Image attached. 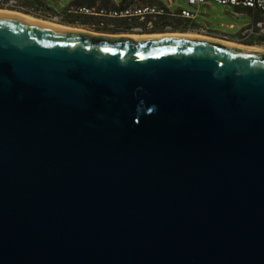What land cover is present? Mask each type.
Here are the masks:
<instances>
[{
	"label": "water",
	"instance_id": "95a60500",
	"mask_svg": "<svg viewBox=\"0 0 264 264\" xmlns=\"http://www.w3.org/2000/svg\"><path fill=\"white\" fill-rule=\"evenodd\" d=\"M0 264H264V50L0 12Z\"/></svg>",
	"mask_w": 264,
	"mask_h": 264
},
{
	"label": "rangeland",
	"instance_id": "374dc122",
	"mask_svg": "<svg viewBox=\"0 0 264 264\" xmlns=\"http://www.w3.org/2000/svg\"><path fill=\"white\" fill-rule=\"evenodd\" d=\"M74 1L75 0H50L49 5L53 10H55V13L52 12L49 14V17H51L50 20H44L37 18L33 15L21 13L13 8L2 7L0 8V12H7V13L12 12L14 14L28 15L31 16L32 18L34 17L36 19H40L64 27L83 28L81 26L84 25L85 27V25H88L86 26V28H89V25H92L93 19H90L89 21L87 19L89 17H81L74 13L69 12V8L71 4L74 3ZM111 1L117 5L121 4L124 1H128L129 3L132 1L138 4L136 6L154 4L158 8L161 7L167 8V10L172 15L176 14L174 16H178L182 10H185L196 15V18L193 19L192 21L198 27L204 28V30H206L207 33L224 35L229 38H234L235 36H237L247 25L251 24L253 21L252 15L247 11L241 9H235L233 7L219 5L216 3L201 5L199 7H193L188 4L189 0H111ZM103 9H112V8H103ZM170 13H166L165 15H168ZM65 19H71L72 22L69 21V23L73 25L63 23ZM86 20H88L89 22L85 23L84 21ZM98 22L99 20L93 23H98ZM177 33L190 34L187 31L186 32L181 31ZM249 47L257 48L254 46H249ZM259 48L264 50L261 47H258L257 49Z\"/></svg>",
	"mask_w": 264,
	"mask_h": 264
},
{
	"label": "built area",
	"instance_id": "2783aa9c",
	"mask_svg": "<svg viewBox=\"0 0 264 264\" xmlns=\"http://www.w3.org/2000/svg\"><path fill=\"white\" fill-rule=\"evenodd\" d=\"M1 1V0H0ZM216 3L223 6L233 7L235 9L241 10H251V15L253 21L251 24L247 25L237 36L234 38H229L224 35L219 34H209L203 31V35L210 39L221 40L225 42H234L239 45H246L252 43L251 45L264 47V0H189L188 4L193 7H199L201 5H208ZM6 8H18V0H10L6 5ZM70 13H74L81 17L98 18L102 20L112 19H131L135 18H145L147 16L157 17L170 13L167 8H158L156 5H144V6H130L126 8L116 7L112 9H98V8H88V7H76L71 6L69 8ZM176 15V14H174ZM185 20L192 21L196 18L195 14L188 11L182 10L179 15ZM88 26V25H86ZM84 27V26H83ZM90 28H95V24L89 25Z\"/></svg>",
	"mask_w": 264,
	"mask_h": 264
},
{
	"label": "flooded vegetation",
	"instance_id": "af4514ba",
	"mask_svg": "<svg viewBox=\"0 0 264 264\" xmlns=\"http://www.w3.org/2000/svg\"><path fill=\"white\" fill-rule=\"evenodd\" d=\"M89 21L90 19H93V23L95 24V28H86L90 32L96 34V35H102L107 36V38H113V39H122V38H128V37H137V36H149V37H155V36H161L162 34L166 35L167 33H175L179 34L177 32L186 31L187 22L183 18L179 16H174L171 14L168 15H162L157 17H150L147 16L143 19L141 18H131V19H118V20H112V19H96V18H87ZM88 20L84 21L85 23L89 22ZM80 27V26H79ZM156 34V35H155ZM163 36V35H162ZM229 44H235V43H229ZM252 43L246 44L247 46H254L251 45ZM237 45V44H236ZM257 47L258 46H254ZM261 48L264 49L263 46ZM260 49V48H259ZM263 51L262 49H260Z\"/></svg>",
	"mask_w": 264,
	"mask_h": 264
},
{
	"label": "trees",
	"instance_id": "16d2710c",
	"mask_svg": "<svg viewBox=\"0 0 264 264\" xmlns=\"http://www.w3.org/2000/svg\"><path fill=\"white\" fill-rule=\"evenodd\" d=\"M9 1L10 0H1L0 8L2 7L5 8V5ZM18 2H19V7L13 8V9L21 13L33 15L40 19L50 20L51 17H49V14L52 12L55 13V10H53L49 5L50 0H18ZM126 2L127 1H124L122 2V4ZM71 6L98 8V9L117 7L111 0H75L74 3L71 4ZM244 11H247L248 13L251 14V10L245 9ZM69 21L72 22L71 19H65L63 23L73 25V24H70Z\"/></svg>",
	"mask_w": 264,
	"mask_h": 264
},
{
	"label": "crops",
	"instance_id": "0c3cea01",
	"mask_svg": "<svg viewBox=\"0 0 264 264\" xmlns=\"http://www.w3.org/2000/svg\"><path fill=\"white\" fill-rule=\"evenodd\" d=\"M115 4V3H114ZM122 4V3H121ZM119 4V5H117V4H115L117 7H121V8H126V7H130V6H136V5H138V4H136V3H134V2H126V3H124V4ZM147 4V3H146ZM148 5V4H147ZM151 5H154V4H151ZM140 6H144V5H140ZM185 20V19H184ZM186 22H187V27H186V31L187 32H189L191 35H196V36H200V37H202V38H205V39H210V38H208L207 36H204L202 33H203V31H206V30H204V28H202V27H198L193 21H190V20H186ZM185 31V32H186ZM207 32V31H206ZM183 34H187V33H183ZM210 40H216V39H210ZM216 41H218V40H216ZM236 44V43H235Z\"/></svg>",
	"mask_w": 264,
	"mask_h": 264
},
{
	"label": "bare ground",
	"instance_id": "6f19581e",
	"mask_svg": "<svg viewBox=\"0 0 264 264\" xmlns=\"http://www.w3.org/2000/svg\"><path fill=\"white\" fill-rule=\"evenodd\" d=\"M8 13H12V12H8ZM14 14V13H12ZM16 15H20V16H23V17H27V18H30V19H33V20H36V21H39V22H43V23H47V24H51V25H54V26H57V27H60V28H64V29H68V30H74V31H79V32H84V33H90V34H94L92 32H90L89 30L87 29H84V28H78V27H64V26H59V25H56V24H53V23H50V22H47V21H43V20H40V19H36V18H32L31 16H28V15H22V14H16ZM163 35V36H162ZM161 36H156V37H165V36H193V37H199V38H202L200 36H196V35H191V34H183V33H179V34H175V33H167L166 35L162 34ZM138 37H141V36H138ZM144 37H149V36H144ZM216 41V40H215ZM220 42H224V43H230V42H225V41H221V40H218ZM236 45V44H235ZM257 49V48H255ZM260 50V49H259Z\"/></svg>",
	"mask_w": 264,
	"mask_h": 264
}]
</instances>
